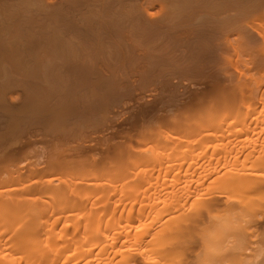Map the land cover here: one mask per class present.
I'll return each instance as SVG.
<instances>
[{
    "label": "bare ground",
    "instance_id": "1",
    "mask_svg": "<svg viewBox=\"0 0 264 264\" xmlns=\"http://www.w3.org/2000/svg\"><path fill=\"white\" fill-rule=\"evenodd\" d=\"M0 264H264V0H0Z\"/></svg>",
    "mask_w": 264,
    "mask_h": 264
}]
</instances>
